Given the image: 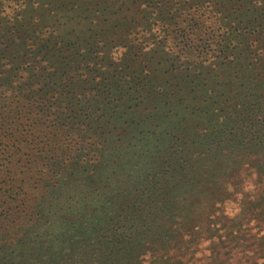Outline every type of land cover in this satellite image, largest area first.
I'll use <instances>...</instances> for the list:
<instances>
[{"label":"trees","instance_id":"obj_1","mask_svg":"<svg viewBox=\"0 0 264 264\" xmlns=\"http://www.w3.org/2000/svg\"><path fill=\"white\" fill-rule=\"evenodd\" d=\"M155 9L164 15L171 60L155 46ZM133 26L145 47L130 37L128 49L122 44L116 54L115 36L130 34ZM210 53L214 69L206 67ZM206 81L226 86L227 99L238 97L235 86L246 91L238 124L214 138L210 157H221L227 147L244 149L241 163L252 156L256 163L253 154L264 146V108L255 103L264 99V0H0V258L34 257L23 243L34 233L33 207L60 216L74 211L80 192L92 197L109 181L148 176L172 123L167 120L180 124L189 108L209 109L195 96ZM252 95L255 100L247 101ZM137 110L146 114L132 115ZM178 151L187 158L190 147ZM168 153L167 170L180 161ZM237 172L236 181L230 175L229 184H216L197 215L217 214L224 197L238 191L235 233L250 254L242 264H264L263 243L252 245L244 223L264 226V181L250 184ZM192 224H178L176 231L182 236Z\"/></svg>","mask_w":264,"mask_h":264},{"label":"rangeland","instance_id":"obj_2","mask_svg":"<svg viewBox=\"0 0 264 264\" xmlns=\"http://www.w3.org/2000/svg\"><path fill=\"white\" fill-rule=\"evenodd\" d=\"M95 7L94 4L92 8ZM69 14L73 13L69 12ZM157 14L158 10L155 9L154 18L151 19L156 23L153 29L155 46L161 52V58L171 60L172 52L165 40L168 34L163 29L164 15ZM63 20L65 19L62 18L60 21ZM49 21L55 24V19ZM130 32L128 35L121 33L115 36L116 41L113 44L116 48L128 43L130 37L134 43H137L138 48L145 47L142 42L144 37L142 32L138 31V39L135 38V26L131 27ZM123 48L127 50L128 46ZM123 48L116 54L124 51ZM147 49L145 48L144 51ZM144 57L143 60L147 63ZM207 58L209 59L206 61L208 64L206 67L214 69L216 65L211 62L213 59L211 53ZM212 63L213 67H211ZM208 73L209 70L205 69V75ZM234 88L238 90L239 95L237 98L229 95V99L226 98L228 88L224 85L213 88L211 81H206L197 89L196 99L210 103L209 109L196 112L189 108L178 117L180 124L174 123L176 118L167 120V123H172L163 135L165 140L161 141L164 142H159L156 157L150 161L152 166H148V176H142L139 181H129L130 177L128 181L127 179L122 182L109 181L103 194H92V197H88L86 192H80L76 197L74 211L60 216L52 215L42 207H38L39 205L33 207V210H36L33 220L34 233L27 234L28 237L23 243L32 249L34 257L0 258L2 262L4 264H215L219 259L225 260L227 264L245 262L250 257L249 248L244 241L238 239L239 220L234 217L236 212H240L241 194L238 191L224 197L225 202L217 214L210 209L206 217L197 215L198 204L209 200V196L216 190V184L220 187L229 184L230 175L233 177L230 181H236L234 175L236 171L240 177L248 179L250 184L257 185V182L264 181V174L261 171V167L264 166V146L257 147L256 155L253 154L259 158L256 163L253 161V156L247 161L248 163H241L245 156L242 153L244 149L223 148L221 157H210L209 154L214 151L208 150L216 143L214 138L222 133V130H230L237 125L239 117L242 116V102L246 91L244 92V88L236 86ZM200 92L204 97L199 95ZM224 92L226 95H223ZM247 92L251 93V88ZM255 98L256 96L252 95L247 101ZM255 103L264 108V99L260 98ZM134 113L132 115L140 116L145 111L137 110ZM260 114L255 115L253 119L261 121L257 119ZM172 145L173 148H169ZM187 147H190V154L185 158L178 148L187 150ZM168 152L172 153V158H179L180 161L177 163L178 166L173 163L167 170L168 167L164 163L167 162V155H170ZM226 156L231 158L228 163L224 159ZM250 161L254 165H251ZM215 163L219 167H216ZM213 166L218 168L215 176L212 173ZM187 185L189 186L182 187ZM169 189H171V193L168 194L170 200H167L166 193ZM160 192L164 194V200L158 199ZM86 198L91 202L89 207L85 204ZM28 210L29 208L24 212ZM56 218L61 221L59 225L54 223ZM195 221L198 223L194 225ZM234 221L237 223L236 227L231 225ZM244 223L245 227H249L248 234L252 245L262 242L264 249V226H257L256 220L248 222L245 219ZM178 224V227L192 224L193 229L186 230L185 234L180 236L176 231ZM164 256L167 258H163ZM261 258L260 261L264 262V254Z\"/></svg>","mask_w":264,"mask_h":264}]
</instances>
